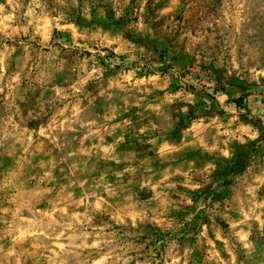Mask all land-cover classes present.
Listing matches in <instances>:
<instances>
[{
    "label": "rangeland",
    "instance_id": "1",
    "mask_svg": "<svg viewBox=\"0 0 264 264\" xmlns=\"http://www.w3.org/2000/svg\"><path fill=\"white\" fill-rule=\"evenodd\" d=\"M0 264H264V0H0Z\"/></svg>",
    "mask_w": 264,
    "mask_h": 264
},
{
    "label": "trees",
    "instance_id": "2",
    "mask_svg": "<svg viewBox=\"0 0 264 264\" xmlns=\"http://www.w3.org/2000/svg\"><path fill=\"white\" fill-rule=\"evenodd\" d=\"M239 102H240V99H237V100H236V103H239Z\"/></svg>",
    "mask_w": 264,
    "mask_h": 264
},
{
    "label": "clouds",
    "instance_id": "3",
    "mask_svg": "<svg viewBox=\"0 0 264 264\" xmlns=\"http://www.w3.org/2000/svg\"><path fill=\"white\" fill-rule=\"evenodd\" d=\"M10 18V17H9Z\"/></svg>",
    "mask_w": 264,
    "mask_h": 264
}]
</instances>
